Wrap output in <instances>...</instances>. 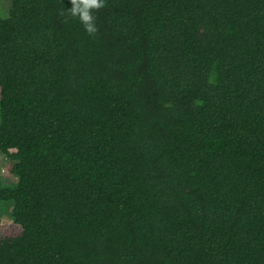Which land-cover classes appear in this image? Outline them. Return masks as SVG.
<instances>
[{
	"label": "trees",
	"instance_id": "trees-1",
	"mask_svg": "<svg viewBox=\"0 0 264 264\" xmlns=\"http://www.w3.org/2000/svg\"><path fill=\"white\" fill-rule=\"evenodd\" d=\"M67 7L0 20V264H264V0Z\"/></svg>",
	"mask_w": 264,
	"mask_h": 264
},
{
	"label": "clouds",
	"instance_id": "clouds-1",
	"mask_svg": "<svg viewBox=\"0 0 264 264\" xmlns=\"http://www.w3.org/2000/svg\"><path fill=\"white\" fill-rule=\"evenodd\" d=\"M68 4L67 14L77 19L88 35H94L97 32L94 11L103 8L105 0H68Z\"/></svg>",
	"mask_w": 264,
	"mask_h": 264
},
{
	"label": "rangeland",
	"instance_id": "rangeland-1",
	"mask_svg": "<svg viewBox=\"0 0 264 264\" xmlns=\"http://www.w3.org/2000/svg\"><path fill=\"white\" fill-rule=\"evenodd\" d=\"M11 0H0V20L6 19L8 17L10 9ZM9 166V161L0 155V179L3 184L7 187H12L16 184L17 180L15 178L7 176V169ZM13 210L12 203H0V234L3 229L11 226V213ZM15 234L17 233L16 229L6 232V234Z\"/></svg>",
	"mask_w": 264,
	"mask_h": 264
}]
</instances>
